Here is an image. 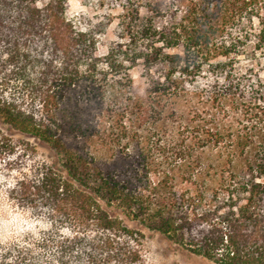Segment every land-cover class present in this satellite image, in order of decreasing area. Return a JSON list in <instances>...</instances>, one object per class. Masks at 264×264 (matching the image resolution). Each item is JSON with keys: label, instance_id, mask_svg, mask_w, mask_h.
Instances as JSON below:
<instances>
[{"label": "trees", "instance_id": "16d2710c", "mask_svg": "<svg viewBox=\"0 0 264 264\" xmlns=\"http://www.w3.org/2000/svg\"><path fill=\"white\" fill-rule=\"evenodd\" d=\"M68 1L0 0V123L63 172L0 129L2 187L52 221L0 238V264L137 263L102 204L213 264H264V0Z\"/></svg>", "mask_w": 264, "mask_h": 264}, {"label": "rangeland", "instance_id": "374dc122", "mask_svg": "<svg viewBox=\"0 0 264 264\" xmlns=\"http://www.w3.org/2000/svg\"><path fill=\"white\" fill-rule=\"evenodd\" d=\"M68 4L70 12H77L81 9L77 0H69ZM111 29L109 32H111ZM99 50L100 52H104L105 47L99 46ZM135 84L137 86L138 82L136 81ZM0 129L11 139L15 146L20 149L26 147L31 159L44 162L63 174L58 165L56 156L46 144L28 135L17 132L16 130L10 129L2 123H0ZM12 175H15V173ZM2 182L3 181L0 180V187H2ZM102 206L111 216L118 217L129 229L135 232V239L132 242V246L139 251V260L135 264H145V260L151 256V253L145 251L144 247L145 243L148 241L155 242L156 256L153 257V259L158 260L159 264H213L203 257L194 255L187 249L171 242L162 234L149 231L136 222L125 218L118 210L112 207H106L103 204Z\"/></svg>", "mask_w": 264, "mask_h": 264}, {"label": "clouds", "instance_id": "9594fccd", "mask_svg": "<svg viewBox=\"0 0 264 264\" xmlns=\"http://www.w3.org/2000/svg\"><path fill=\"white\" fill-rule=\"evenodd\" d=\"M15 187L14 184L0 187V238L5 242L22 236L39 238L52 226L50 210L14 199L10 193ZM144 247L145 251L151 253L145 264H159L158 260L153 259L156 256L155 242L148 241Z\"/></svg>", "mask_w": 264, "mask_h": 264}]
</instances>
